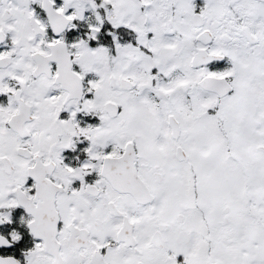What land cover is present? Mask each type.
I'll use <instances>...</instances> for the list:
<instances>
[{"label": "snow or ice", "instance_id": "snow-or-ice-1", "mask_svg": "<svg viewBox=\"0 0 264 264\" xmlns=\"http://www.w3.org/2000/svg\"><path fill=\"white\" fill-rule=\"evenodd\" d=\"M0 264H264V0H0Z\"/></svg>", "mask_w": 264, "mask_h": 264}]
</instances>
